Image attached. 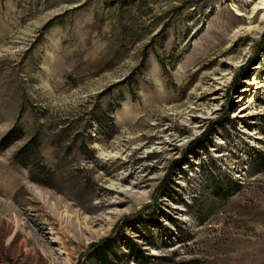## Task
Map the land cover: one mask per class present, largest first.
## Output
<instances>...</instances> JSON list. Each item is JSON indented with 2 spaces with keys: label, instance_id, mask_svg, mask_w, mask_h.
<instances>
[{
  "label": "rangeland",
  "instance_id": "374dc122",
  "mask_svg": "<svg viewBox=\"0 0 264 264\" xmlns=\"http://www.w3.org/2000/svg\"><path fill=\"white\" fill-rule=\"evenodd\" d=\"M261 1L0 0V264H264Z\"/></svg>",
  "mask_w": 264,
  "mask_h": 264
},
{
  "label": "trees",
  "instance_id": "16d2710c",
  "mask_svg": "<svg viewBox=\"0 0 264 264\" xmlns=\"http://www.w3.org/2000/svg\"><path fill=\"white\" fill-rule=\"evenodd\" d=\"M15 131H16L15 129L11 130L6 135V137L2 139V143L0 144L4 146L10 142V139H12L11 137H18L20 135V130H17V132ZM34 142H35V138L31 139L30 144ZM261 159H262L261 156L258 155V160ZM253 164L255 165V161H253ZM38 168L39 170L42 169L40 167ZM128 226L130 227V229H132V231H136V232L139 231L138 228L135 226L134 222H130ZM115 244H116V240L113 238H106L99 243L92 244L91 246L92 250L87 255V258L88 259L92 258L94 260L93 264H113V261H115L114 255H116V252L113 249ZM130 249L134 255L133 258H135L136 259L135 261H137L139 264H145L146 260L152 257L144 249H142L137 242L130 243ZM159 259L167 260L168 258L167 256H161Z\"/></svg>",
  "mask_w": 264,
  "mask_h": 264
},
{
  "label": "bare ground",
  "instance_id": "6f19581e",
  "mask_svg": "<svg viewBox=\"0 0 264 264\" xmlns=\"http://www.w3.org/2000/svg\"><path fill=\"white\" fill-rule=\"evenodd\" d=\"M258 9L264 10V0L261 1L260 7ZM239 15H241V13ZM253 16H254V13H253L252 17ZM242 111L244 112V110H242ZM243 112H240L239 116H244Z\"/></svg>",
  "mask_w": 264,
  "mask_h": 264
}]
</instances>
